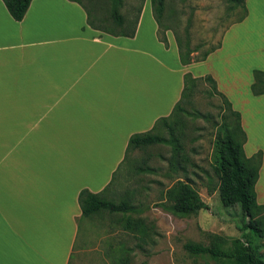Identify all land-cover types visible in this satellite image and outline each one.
Returning a JSON list of instances; mask_svg holds the SVG:
<instances>
[{
  "label": "crops",
  "instance_id": "0c3cea01",
  "mask_svg": "<svg viewBox=\"0 0 264 264\" xmlns=\"http://www.w3.org/2000/svg\"><path fill=\"white\" fill-rule=\"evenodd\" d=\"M251 1L216 49L183 64L154 15H138L129 36L91 26L78 0H31L19 21L0 0V264H69L86 219L80 190L104 192L130 136L170 117L186 72L215 80L240 113L246 158L263 154L245 151L252 123L264 132V94L250 90L264 71V37L253 34L264 32L246 28ZM218 52L220 80L193 71Z\"/></svg>",
  "mask_w": 264,
  "mask_h": 264
},
{
  "label": "rangeland",
  "instance_id": "374dc122",
  "mask_svg": "<svg viewBox=\"0 0 264 264\" xmlns=\"http://www.w3.org/2000/svg\"><path fill=\"white\" fill-rule=\"evenodd\" d=\"M90 15L94 26L102 30L118 32L132 30L137 16L157 15L158 36L163 40L165 30H170L176 41L182 62L200 61L220 44V36L230 22L246 13L242 5L226 0H162L161 12L155 10L153 0H121L118 12L125 24L118 26L112 15L111 0H78ZM254 19L246 26L252 32H264V0L251 1ZM258 16V17H257ZM258 38L261 34H253ZM220 53L213 54L209 65L195 66L193 71H210L220 80ZM223 72V71H221ZM206 75L186 80L185 99L169 118V124L183 119L185 136L182 138L190 160L188 175L194 188L208 204L190 214H177L171 210L166 190L182 176L180 171L168 173L167 158L171 147L167 144H151L131 149L122 165L116 169L110 185L102 197L119 203L123 200L132 205L127 212L110 213L101 210L86 217L80 225L78 243L74 246L69 264H228L206 254H193L186 243L221 245L220 236L230 239L241 235L242 208L240 203L223 206L219 199L217 177L212 170V154L215 134L223 121L225 107L214 85ZM223 104V105H222ZM263 111V110H262ZM259 119L263 120L262 112ZM232 126L233 118L227 120ZM248 129L253 139L245 147L250 167L259 166L255 184L256 202L264 204V132L257 123ZM254 132V133H253ZM155 133L168 136L167 129L159 124ZM255 134V136H254ZM238 141L244 135L235 131ZM255 140V141H253ZM137 167L144 170L139 171ZM145 167H150L146 170ZM264 210L260 212V215ZM138 221L137 226L127 228L126 218ZM261 259L264 260V236L256 240Z\"/></svg>",
  "mask_w": 264,
  "mask_h": 264
},
{
  "label": "trees",
  "instance_id": "16d2710c",
  "mask_svg": "<svg viewBox=\"0 0 264 264\" xmlns=\"http://www.w3.org/2000/svg\"><path fill=\"white\" fill-rule=\"evenodd\" d=\"M9 12L15 20H21L30 4L31 0H2ZM233 5H242L245 0H226ZM111 15L118 26L125 24L124 17L117 8L121 4V0H111ZM156 4L155 10L159 13L162 11V0H153ZM159 23L157 15H154ZM89 24L94 28L91 20ZM124 33V32H123ZM134 29L129 32V36H133ZM208 54V53H207ZM206 54V55H207ZM204 56L202 59H204ZM181 59V58H180ZM201 59V60H202ZM183 64L190 61L182 62ZM191 75L190 72L184 74L185 84L181 92V97L174 107L171 115L176 109H179L181 102L185 99L187 85L186 80ZM206 79L211 81L216 89V94L221 97L224 104V112L221 115L222 122L220 128L215 134L214 149L212 154V170L217 177V189L219 199L223 206H232L240 203L242 208V225L240 227L241 235L227 239L220 236L222 243L228 246L223 248L221 245H204L200 243H186L185 248L193 254H206L227 262L228 264H264L261 259L256 240L264 236V204L256 202L255 184L258 179L259 166L250 167L247 160L242 142L235 137V131H241L240 113L232 108L231 102L225 95L219 92L215 85V80L206 75ZM253 95L264 94V71L259 69L253 70V82L250 85ZM222 104V105H223ZM170 117L160 119V124L168 131V136H162L152 131L135 133L130 136L125 156L127 158L131 149L151 144H167L171 147V152L167 158L168 173H177L180 171V177L166 190V197L172 202L171 210L177 214H190L200 209H207L208 204L202 199L199 192L194 188L188 175V165L196 166L185 150L182 138L185 136V121L183 119L169 124ZM233 118L235 123L230 126L227 120ZM149 170L150 167H145ZM142 171L144 168L137 167ZM103 192H91L87 188L80 190L78 202L83 217L107 210L110 213L127 212L132 208L129 202L123 200L116 203L102 197ZM138 221H133L131 217L126 218V227H136Z\"/></svg>",
  "mask_w": 264,
  "mask_h": 264
}]
</instances>
